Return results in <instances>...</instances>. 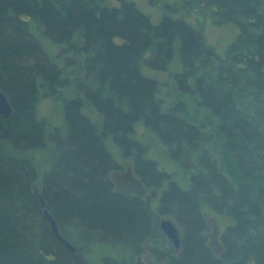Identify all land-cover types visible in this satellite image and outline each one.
Returning <instances> with one entry per match:
<instances>
[{
	"label": "trees",
	"instance_id": "16d2710c",
	"mask_svg": "<svg viewBox=\"0 0 264 264\" xmlns=\"http://www.w3.org/2000/svg\"><path fill=\"white\" fill-rule=\"evenodd\" d=\"M149 2L159 23L131 0H0V89L13 107L0 116V264H264L260 4ZM194 11L237 27L223 54L186 19ZM45 99L63 102L59 125L39 114ZM126 164L154 209L115 187ZM207 210L230 222L220 250ZM159 216L179 228V248Z\"/></svg>",
	"mask_w": 264,
	"mask_h": 264
},
{
	"label": "rangeland",
	"instance_id": "374dc122",
	"mask_svg": "<svg viewBox=\"0 0 264 264\" xmlns=\"http://www.w3.org/2000/svg\"><path fill=\"white\" fill-rule=\"evenodd\" d=\"M143 13L147 14L150 20L153 23H159L163 17V9L161 5L151 4L149 0H131ZM114 4L117 2L113 1ZM183 11V10H182ZM187 16V20L195 27L200 26L203 30V35L207 39L210 45L214 47L218 51V53L223 54L227 50V46L230 45L236 39V35L238 34V29L233 23L217 25L213 22L211 15H204L202 12L189 13ZM117 42H120L119 39H116ZM149 74V73H148ZM62 107L63 102L61 100H53V99H45L42 100L38 105L39 114L42 117L48 119V121L56 126L59 125L62 121ZM140 129V132H142ZM146 142L152 141V144H157L154 141V136L150 133L145 134L143 136ZM112 151L119 156V152L116 146L111 145ZM43 156H49L50 151L46 149L43 153ZM151 155L154 158L158 159L159 165L162 168H167L168 170L176 171L178 173L177 162L171 158H169L165 153L161 151L158 145H152ZM31 158L35 161L38 167H41L42 158L37 153H32ZM41 159V160H40ZM43 167L44 164L42 163ZM113 180L115 183V187L118 190H123L131 193H136L142 195L147 201L152 209H154L153 201L148 197L146 189L141 181L134 175L130 165L126 164L124 169L119 172H115L113 175ZM207 222L210 226V234H211V243L215 250H220L221 246L218 243V236L221 232L226 230V227L230 224L229 220L226 218L218 217L213 211L207 210L206 213ZM156 221L159 225L161 219L166 217H155ZM109 248V247H107ZM51 258V257H49ZM148 262V261H147ZM145 262V264H151L150 262ZM246 264H255L253 260Z\"/></svg>",
	"mask_w": 264,
	"mask_h": 264
},
{
	"label": "water",
	"instance_id": "95a60500",
	"mask_svg": "<svg viewBox=\"0 0 264 264\" xmlns=\"http://www.w3.org/2000/svg\"><path fill=\"white\" fill-rule=\"evenodd\" d=\"M260 4V12L261 15L264 17V0H256ZM13 113V107L7 97V95L0 89V116H3L6 120L10 117ZM4 139L8 138V130L4 128L3 136ZM41 206L43 208V212L50 223L51 230L55 237L66 247L68 248L73 254L76 253V247L71 244L67 239H65L58 229V225L47 209V204L43 198H41ZM160 229L165 234V236L171 241V243L175 246V248L180 247L181 238H180V231L177 225L169 218H163L159 222Z\"/></svg>",
	"mask_w": 264,
	"mask_h": 264
}]
</instances>
